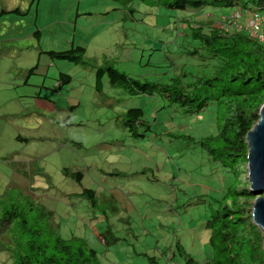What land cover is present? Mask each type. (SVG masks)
Here are the masks:
<instances>
[{"label": "rangeland", "instance_id": "rangeland-1", "mask_svg": "<svg viewBox=\"0 0 264 264\" xmlns=\"http://www.w3.org/2000/svg\"><path fill=\"white\" fill-rule=\"evenodd\" d=\"M132 7L129 16L108 0H40L37 8L31 0H0V212L16 207L34 215L33 204L40 205V221L55 225L63 238L84 239L100 264H149L136 254L156 264H184L176 245L202 263L212 258L205 227L212 207L249 188L247 176L240 167L234 175L201 147L161 135L199 142L214 132L215 118L159 110L156 95L122 97L107 73L98 93L93 70L47 55L79 46L96 68L158 80L169 64L164 53L181 50L171 41L179 28L175 17L194 14L137 1ZM247 20L241 24L255 36ZM60 74L69 76L67 84H58ZM136 107L152 125L143 139L130 138L123 125L124 113ZM82 188L93 189L94 197L80 195ZM107 231L119 239L110 246Z\"/></svg>", "mask_w": 264, "mask_h": 264}, {"label": "trees", "instance_id": "trees-1", "mask_svg": "<svg viewBox=\"0 0 264 264\" xmlns=\"http://www.w3.org/2000/svg\"><path fill=\"white\" fill-rule=\"evenodd\" d=\"M108 1L115 4L114 11L121 13L123 10L129 16L135 11L132 7L134 1L194 14L175 17L179 28L174 29L177 34L171 41L181 50L177 56L164 53L169 64L166 61L163 64H168L164 66L168 69L155 76L158 80L142 82V78H132L113 67L96 68L94 62L85 57V49L79 46L59 53L50 52V58L81 65L89 72L93 70L98 91L101 73H107L110 86L120 89L122 97L152 98L156 95L163 103L159 110L169 109L181 117L210 122L214 121L210 117L215 118L214 132L199 142L190 136L173 135L170 131L161 136L176 138L183 144L193 145V149L201 147L213 160L233 167L234 175L238 174L240 167L246 176L245 138L258 121L259 109L264 104V41L259 40L264 35V0ZM31 2L37 8L40 0ZM14 12L22 15L18 9ZM120 17L119 14V21ZM253 17L261 22L255 36L246 33V24H241V21L246 23L245 19L252 20ZM215 22L223 29L214 28ZM176 70L180 71L177 77ZM68 81L69 76L61 74L58 84L65 85ZM123 125L130 138L143 139L152 133V125L145 119L141 107L127 110ZM77 176L81 179L80 174ZM94 193L93 189H83L80 195L90 198ZM233 194L232 198L223 195L222 202L214 204L211 219L205 224L212 258L198 263L176 245L175 251L184 258V264H264L263 239L247 208L254 197L248 187ZM239 196H243L241 202ZM93 201V205L97 203V200ZM33 207L38 211L34 215L16 207L0 212V264H100L98 253L84 239L63 238L55 225L44 224L37 218L41 216V206L33 204ZM115 239L112 231H107L104 244L110 246ZM135 256L156 264L154 257ZM171 257H175L174 253Z\"/></svg>", "mask_w": 264, "mask_h": 264}, {"label": "water", "instance_id": "water-1", "mask_svg": "<svg viewBox=\"0 0 264 264\" xmlns=\"http://www.w3.org/2000/svg\"><path fill=\"white\" fill-rule=\"evenodd\" d=\"M246 176L249 191L257 197L253 201L251 219L263 232L264 250V104L258 112V121L246 134Z\"/></svg>", "mask_w": 264, "mask_h": 264}, {"label": "built area", "instance_id": "built-area-1", "mask_svg": "<svg viewBox=\"0 0 264 264\" xmlns=\"http://www.w3.org/2000/svg\"><path fill=\"white\" fill-rule=\"evenodd\" d=\"M260 23H261L260 19L255 17V18H253V20H251V23H250V25L248 27L251 30L257 31V28L260 25Z\"/></svg>", "mask_w": 264, "mask_h": 264}, {"label": "crops", "instance_id": "crops-1", "mask_svg": "<svg viewBox=\"0 0 264 264\" xmlns=\"http://www.w3.org/2000/svg\"><path fill=\"white\" fill-rule=\"evenodd\" d=\"M94 77H95V75H94ZM95 87H96V85H95ZM97 90V89H96ZM97 92L99 93V91L97 90ZM37 100H40V99H37ZM37 103H40L41 105H44V106H46V107H51V104L50 103H47V102H45V101H40V102H37ZM113 173V171L112 172H110V174H112ZM116 174H121V173H116Z\"/></svg>", "mask_w": 264, "mask_h": 264}, {"label": "clouds", "instance_id": "clouds-1", "mask_svg": "<svg viewBox=\"0 0 264 264\" xmlns=\"http://www.w3.org/2000/svg\"><path fill=\"white\" fill-rule=\"evenodd\" d=\"M5 13V12H4ZM233 18H235L236 19V17L235 16H233ZM254 18V17H253ZM253 20V19H252ZM249 20H247V22H248ZM255 32H257V31H255ZM247 33V32H246ZM256 35V34H255ZM259 40L262 42V41H264V35L263 36H261L260 38H259ZM47 55H48V53H47ZM49 56V55H48ZM49 58H50V56H49ZM51 59V58H50ZM51 60H54V59H51ZM104 67V66H103ZM61 75V74H60ZM82 190H83V188L80 190L81 192H82ZM255 198H257V197H254V199ZM250 217H251V213H250ZM252 220V219H251ZM253 223V222H252ZM254 225V224H253ZM258 228V227H257ZM259 229V228H258ZM260 230V229H259ZM96 235V234H95Z\"/></svg>", "mask_w": 264, "mask_h": 264}]
</instances>
